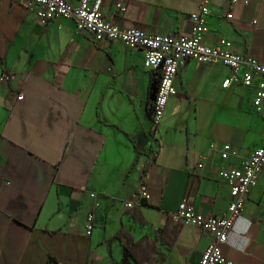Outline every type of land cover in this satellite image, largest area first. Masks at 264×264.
I'll return each mask as SVG.
<instances>
[{
    "label": "crops",
    "instance_id": "1",
    "mask_svg": "<svg viewBox=\"0 0 264 264\" xmlns=\"http://www.w3.org/2000/svg\"><path fill=\"white\" fill-rule=\"evenodd\" d=\"M202 1L128 0L118 14L112 0H103L101 12L148 34L187 33L189 13ZM207 5L203 44L223 37L232 51L264 63V0ZM142 59L139 49L77 31L69 18L40 24L22 0H0V264H119L115 232L152 238L163 224L176 223L172 213L183 197L202 214H223L229 195L217 171L237 166L261 141L264 98L258 109L250 104L259 78L245 88L237 72L223 87L227 66L186 58L176 93L153 125L154 72ZM222 143L234 155L221 159ZM139 182L149 194L133 205L142 224L122 205L135 199ZM210 241L182 222L172 246L160 247L162 264H197ZM221 252L233 264H264V170Z\"/></svg>",
    "mask_w": 264,
    "mask_h": 264
},
{
    "label": "built area",
    "instance_id": "2",
    "mask_svg": "<svg viewBox=\"0 0 264 264\" xmlns=\"http://www.w3.org/2000/svg\"><path fill=\"white\" fill-rule=\"evenodd\" d=\"M32 7L40 24H45L52 18L64 17L74 22L77 31H85L97 40L121 42L130 49H139L142 52L144 68L155 71L160 65L159 76L156 81L154 99L150 105V119L157 125L163 115L168 98L176 93L174 79L178 69L186 58H192L197 63H221L229 68L230 75L223 78L224 87L231 78L239 72V81L243 87L251 84L252 78L257 77L254 83L250 104L258 109L264 98V63L257 62L248 56H242L230 49L229 41L223 37L217 39L213 46L203 44L202 37L207 27L205 18L209 13L207 0H203L197 10L189 13L190 29L187 33L148 34L132 26H119L109 19H105L101 12L103 0H76L75 6H70L65 0H22ZM128 0H112L114 11L123 14ZM233 2L234 0H229ZM229 13L225 17H229ZM1 78H6L1 75ZM22 96L18 94L17 99ZM219 157L234 155L233 149L227 143L219 147ZM198 167L201 163L197 164ZM264 170V128L259 145L242 158L237 166L224 167L217 174L226 183L229 199L220 216L206 215L196 211L193 205L181 198L172 216L200 228L211 236V241L200 253L197 264H233L232 260L223 256L221 246L226 242L227 234L234 219L240 213L244 197L248 189L254 184L257 174ZM94 194L89 193L92 197ZM149 197L143 182H139L135 192V199L122 203L123 207L141 205ZM92 227V213H86L85 233Z\"/></svg>",
    "mask_w": 264,
    "mask_h": 264
},
{
    "label": "trees",
    "instance_id": "3",
    "mask_svg": "<svg viewBox=\"0 0 264 264\" xmlns=\"http://www.w3.org/2000/svg\"><path fill=\"white\" fill-rule=\"evenodd\" d=\"M153 72L151 81H155L156 83L159 70ZM147 166V163L143 165L142 173H145ZM126 212L134 223H144L143 216L137 206L128 208ZM181 224L180 220H176V223L171 227L165 223L156 229L152 238L147 234H141L138 238H133L125 230L119 228L115 232L122 250L119 264H131V262L136 264H162L165 260V253L160 250V247L169 249L172 246Z\"/></svg>",
    "mask_w": 264,
    "mask_h": 264
},
{
    "label": "water",
    "instance_id": "4",
    "mask_svg": "<svg viewBox=\"0 0 264 264\" xmlns=\"http://www.w3.org/2000/svg\"><path fill=\"white\" fill-rule=\"evenodd\" d=\"M160 68V65L157 66V70ZM155 89H156V83L155 81H151L148 87V99L152 101L154 99V94H155Z\"/></svg>",
    "mask_w": 264,
    "mask_h": 264
}]
</instances>
